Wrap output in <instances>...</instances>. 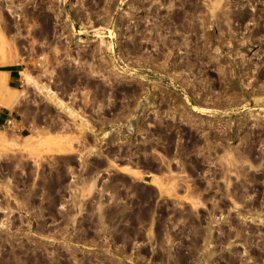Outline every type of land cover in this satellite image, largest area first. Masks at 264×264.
Listing matches in <instances>:
<instances>
[{
  "label": "rangeland",
  "instance_id": "1",
  "mask_svg": "<svg viewBox=\"0 0 264 264\" xmlns=\"http://www.w3.org/2000/svg\"><path fill=\"white\" fill-rule=\"evenodd\" d=\"M3 82L0 264H264V0H0Z\"/></svg>",
  "mask_w": 264,
  "mask_h": 264
},
{
  "label": "crops",
  "instance_id": "2",
  "mask_svg": "<svg viewBox=\"0 0 264 264\" xmlns=\"http://www.w3.org/2000/svg\"><path fill=\"white\" fill-rule=\"evenodd\" d=\"M8 75L6 76V82L8 84L9 89L16 90V86L14 84L18 83V79L16 78V75L18 74V71L15 69L11 71H7ZM9 119L8 115L4 111H0V127L6 123V121Z\"/></svg>",
  "mask_w": 264,
  "mask_h": 264
},
{
  "label": "bare ground",
  "instance_id": "3",
  "mask_svg": "<svg viewBox=\"0 0 264 264\" xmlns=\"http://www.w3.org/2000/svg\"><path fill=\"white\" fill-rule=\"evenodd\" d=\"M3 74H4L5 79H6V76L8 75V72L7 71H4ZM2 86H4V82L3 83H0V88H2ZM12 103L13 102L11 101V99L10 100H4V99H2V101L0 102V105H3L5 107H9V106H11Z\"/></svg>",
  "mask_w": 264,
  "mask_h": 264
},
{
  "label": "built area",
  "instance_id": "4",
  "mask_svg": "<svg viewBox=\"0 0 264 264\" xmlns=\"http://www.w3.org/2000/svg\"><path fill=\"white\" fill-rule=\"evenodd\" d=\"M11 122H12V119H8L7 121H6V124H11Z\"/></svg>",
  "mask_w": 264,
  "mask_h": 264
},
{
  "label": "trees",
  "instance_id": "5",
  "mask_svg": "<svg viewBox=\"0 0 264 264\" xmlns=\"http://www.w3.org/2000/svg\"><path fill=\"white\" fill-rule=\"evenodd\" d=\"M14 68H6V69H4V71H11V70H13Z\"/></svg>",
  "mask_w": 264,
  "mask_h": 264
}]
</instances>
